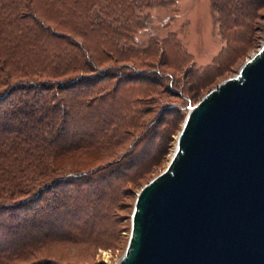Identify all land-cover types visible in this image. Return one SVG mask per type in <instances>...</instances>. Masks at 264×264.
I'll return each mask as SVG.
<instances>
[{"label": "rangeland", "instance_id": "1", "mask_svg": "<svg viewBox=\"0 0 264 264\" xmlns=\"http://www.w3.org/2000/svg\"><path fill=\"white\" fill-rule=\"evenodd\" d=\"M62 1L34 0V9L80 41V50H69L76 62L61 64L60 77L82 80L59 96L72 102L79 93L75 108L85 125L77 124L74 149L57 156L41 180L82 174L59 180L45 196L50 201L62 188L88 208L83 221L80 208L69 211L79 224L72 235L47 241L27 261L115 264L129 240L135 190L176 147L181 111L264 41V0ZM98 104L108 109L104 123Z\"/></svg>", "mask_w": 264, "mask_h": 264}, {"label": "water", "instance_id": "2", "mask_svg": "<svg viewBox=\"0 0 264 264\" xmlns=\"http://www.w3.org/2000/svg\"><path fill=\"white\" fill-rule=\"evenodd\" d=\"M115 264H264V41L181 111Z\"/></svg>", "mask_w": 264, "mask_h": 264}, {"label": "trees", "instance_id": "3", "mask_svg": "<svg viewBox=\"0 0 264 264\" xmlns=\"http://www.w3.org/2000/svg\"><path fill=\"white\" fill-rule=\"evenodd\" d=\"M35 3L0 0V264H38L28 263L29 255L47 241L69 238L79 226L69 211L80 208L83 221L88 208L86 201L85 206L79 204L62 188L50 201L45 196L55 191L59 180L82 175L41 180L57 156L74 149L77 124L84 127L85 119L75 108L79 93H72V102L59 96L82 80V75L69 82L60 77L61 64L76 62L77 55L69 50H80V41L74 34L72 39L70 33L51 28L34 9ZM103 104L96 107L102 109ZM107 113L102 109L97 121L104 123ZM101 127L105 126L98 124L94 132L101 133ZM95 210L93 204L90 214H97Z\"/></svg>", "mask_w": 264, "mask_h": 264}]
</instances>
